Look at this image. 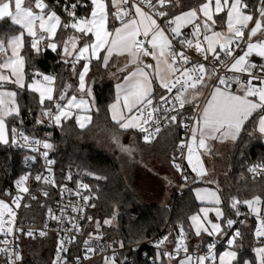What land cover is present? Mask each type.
<instances>
[{
  "label": "snow or ice",
  "instance_id": "obj_1",
  "mask_svg": "<svg viewBox=\"0 0 264 264\" xmlns=\"http://www.w3.org/2000/svg\"><path fill=\"white\" fill-rule=\"evenodd\" d=\"M173 2L174 0H155V2L153 0H90V15L77 17L75 10L80 3V0H77V3L65 5L64 11L70 19L64 22L44 0H32L30 6L28 0H0V21L7 19L12 25L20 26L22 29L19 34L12 35L6 41L0 40V54H4V58L0 60V143L19 145L21 140L23 141L22 146H27L29 143H42L39 140L30 141L29 137L15 126L9 127L8 120L10 118L18 120L21 124L23 120L20 119L21 105L17 102V91L5 90L6 84L10 83L17 89H28L38 93V102L41 106L50 102L53 107H42L41 115L48 117L57 126H62L63 121L72 119L74 109L90 111L89 103L83 96L79 99L76 95L68 97V90L72 88L70 84L64 85L59 95L54 96L55 89L50 86L56 80L53 75L34 72L32 82L25 83L23 71L25 57L20 54L24 48L25 33L31 38L30 48L36 55H40L46 49L57 51L58 47H62L64 63H70L73 71L81 60L90 63L91 59L95 58L102 60L104 66L107 67L114 54L127 53L131 58L129 63L136 65V68L124 77L123 84L116 85V101L109 105L112 120L120 129H139L145 133L144 141L151 143L161 132V117L157 114L168 113L164 117L168 124L179 123L180 126L190 130V141L181 140L178 148L181 150L187 148L188 164L198 176L206 175L207 170L203 167L199 155H196L195 162L193 156L197 149L207 150L209 139L230 138L235 140L245 122L253 118L254 114L258 115V131L264 133V40L253 41V37H256L258 33L264 34V0H260L256 17L246 11L249 6L244 3V0H204L198 9L191 8L168 19L169 13L163 9ZM175 2L178 3L179 0H175ZM110 6L115 9L111 13L109 12ZM145 7L150 11H145ZM34 9L39 11H34ZM221 13L225 15L226 30L215 31V17ZM110 16L119 22V26L111 30L109 29ZM201 16L203 20L197 22L201 20ZM157 18L163 19L168 27H161ZM250 24L251 27H249ZM189 25L191 34L185 36L182 29ZM61 28L75 30L84 38H88L91 34L95 39L91 43H85L78 47L79 37L70 36L62 45H58L54 41L58 29ZM174 40L181 46V50H176L173 44ZM241 43L245 44V49L242 50L241 55L237 56L236 50L241 48ZM9 49L11 56L7 55ZM188 49H194L196 53L203 56L205 61L211 55L219 68H226L234 75H217L219 68H214L209 72L204 64L187 67L191 64V58L186 54ZM101 51L104 52L103 56L100 55ZM253 54L261 58L260 63L249 59ZM68 57H72L71 61L67 59ZM143 57H151L156 61L155 66L143 63ZM225 57L230 63L226 62ZM89 63H84L82 70L78 73L77 90L91 97V88H87L85 82ZM148 69H153V71L149 72ZM241 75L246 79H241ZM213 78L217 83L213 86L210 99L201 109L198 104V98L202 95L201 90L207 87L206 80L211 81ZM154 80L158 81L159 87L166 90L168 94H172L171 99L169 96L161 95L159 99L162 104L154 105ZM234 84L238 86L235 89L233 88ZM173 89H176L175 94H173ZM63 101L66 103H62ZM169 103H171V107H163L164 104ZM186 105H190L194 109V115L191 118H185L191 119V124H185L183 120L178 121V115ZM171 113H176V115ZM75 119L81 129L91 123L90 115H76ZM37 123H43V120L38 119ZM111 135L114 142L123 151H130L120 144L117 136ZM43 147L51 149L53 145L44 141ZM43 155L47 157L48 153L44 152ZM48 163L52 164L54 161H48ZM174 166L178 171L181 170L179 164L174 163ZM261 170H264V165H256L249 169L257 174ZM28 178V175H23L15 181L17 195L12 197L10 203L0 199V233L5 237L14 235L15 232H24L22 228L15 227L16 211L13 205L18 209L23 194H31L26 186ZM184 178L187 179V176ZM35 179L37 181L43 179L46 183H55L49 177L40 175H37ZM69 179H71L70 176ZM81 187L88 188L87 185ZM64 191L70 192L71 190L62 188V194ZM76 194L79 195V192ZM196 194L201 201L208 200L215 205L221 204L220 197L215 191L197 189ZM5 195L11 194L6 192ZM44 195L47 196L48 193L45 192ZM32 198L35 199V197ZM82 199L87 202L90 197L83 196ZM241 204L246 205L256 215L258 225L255 229V237L258 240L264 238V217L261 216V210L257 207L264 204V197L254 195L251 199L245 200L232 198L231 207L236 210L237 216L242 215L238 209V205ZM92 206L94 207V205ZM82 210L73 206V211ZM209 211L208 208H202L200 210L202 216L196 214L189 218L195 228V235L200 236L202 233L208 236L227 235L225 228L231 229L236 221L225 218L223 210L215 207L211 209L215 212L216 217V222H213L208 218ZM51 212L52 210L49 209L50 215ZM51 218L60 219L56 216H51ZM88 219L91 220L92 217H88ZM110 222L109 220L104 221L106 224ZM73 227L76 231L80 230L76 224ZM97 227H99L98 222ZM25 234L29 237L34 235L31 229ZM39 235L45 236L47 233L40 231ZM240 236L239 229L229 236L227 240L229 249L236 245L237 238ZM16 238L19 239V237ZM74 239L75 237H72L68 242L71 243ZM165 241H167V237L158 241L157 246L163 245ZM10 243L11 241L7 239L0 241V244L4 245L0 247V253L7 257L6 264H21L22 254L16 248L9 247ZM84 243L86 247L84 259H90L88 253L94 252V249L88 247V241ZM64 245L65 240L61 239L52 264H64L66 257L61 256V253L67 251ZM121 247H123V242H121ZM215 247V242L208 244L207 255L189 254L185 233L181 226V235L175 248V256H179L181 251L185 253L184 257L179 260V264L215 262L217 260ZM254 251L257 264H264V246L257 247ZM162 255L167 256L170 260L175 258L171 252H163ZM111 264H115L114 258ZM219 264H241L238 252L235 250L224 251L219 255ZM242 264H252V262L244 260Z\"/></svg>",
  "mask_w": 264,
  "mask_h": 264
},
{
  "label": "trees",
  "instance_id": "obj_2",
  "mask_svg": "<svg viewBox=\"0 0 264 264\" xmlns=\"http://www.w3.org/2000/svg\"><path fill=\"white\" fill-rule=\"evenodd\" d=\"M59 1L45 0L46 4L61 16V8L57 5ZM82 1L84 6L78 8L76 13L86 16L90 5ZM179 1V6L174 0L171 5L163 9L169 13L168 17L178 14L181 10L198 7L204 0ZM244 3L249 6L246 11L252 12L256 0H244ZM17 30L18 28L9 20L0 21V38L5 39ZM62 32V28L58 29L57 38L61 39ZM30 43V38L25 37L24 48L21 50V54L25 57L23 68L25 83L27 84L32 79L34 72H40L56 74L57 88L63 86L65 80L71 76V69L65 70L63 66L56 64V57L51 49L36 55L31 50ZM107 67L103 68L101 60L96 59L90 64V81L93 83L91 123L86 128L80 129L72 118L63 121L62 126H54L50 129L46 139L53 145L49 149V157L54 161L55 183L42 186H48L52 194L67 173L71 175L73 181L82 180L87 184L88 192L94 202V207L88 209L92 217L91 224L99 223V227H90L88 230L107 237L115 243L123 242L118 264H163L164 260L157 255L156 249L150 246L149 242L163 235L164 237L170 236L172 245H175L177 238L181 235V226H183L189 251L206 248L213 239L204 236L196 238L188 223V216L194 213L199 206L193 196L194 186L206 183L216 187L221 195L227 219L234 217V209L231 207L232 198L245 200L251 199L254 195L264 197V178H252L247 173L249 162L264 163V140L262 134L256 129L258 115L254 114L253 118L245 122L233 143L222 145L224 153L222 150L212 156L215 166L221 168L214 177L202 181L196 179V174L193 175L189 181L180 185L167 205L143 203L125 179L124 159L120 156L127 158L128 153L119 149V154H113L103 149L102 146L105 145L102 140L103 134L112 139L111 134L123 136L129 133L135 137L139 145L145 148L154 143L162 154L170 158L173 167V147L178 137V126L166 128L151 143L143 142L137 130L120 129L109 115L108 107L114 98L115 81L106 79ZM9 86L17 91V102L21 105L20 119L23 120L21 124L18 120L10 118L9 127L19 124L25 126L30 133L38 132L40 127L37 120L42 117V107H49L50 102L41 106L34 92L28 89H17L14 85ZM29 159L28 152L14 148L11 143L0 144V196L9 199L4 190L12 187L23 174L24 162ZM37 205L38 202H34V206L24 213L40 215L42 209ZM113 217H115V224L104 223L105 220H111ZM254 228L255 219L252 216H247L239 226L241 236L237 238L233 248L238 252L241 263L245 258L252 259L253 248L264 243V239L255 238ZM226 231L227 235L232 232L231 229H226ZM225 239L215 241V250L224 247ZM44 242L37 241L28 245L26 249L28 264H48L47 251L42 247ZM133 246L136 248L133 249ZM93 264L100 263L94 262Z\"/></svg>",
  "mask_w": 264,
  "mask_h": 264
},
{
  "label": "built area",
  "instance_id": "obj_3",
  "mask_svg": "<svg viewBox=\"0 0 264 264\" xmlns=\"http://www.w3.org/2000/svg\"><path fill=\"white\" fill-rule=\"evenodd\" d=\"M155 2V0H153ZM72 3H77V0H60L57 5L61 8V20L64 22L69 21V16L64 11L65 5H71ZM84 2L80 0V3L78 4L75 11H77L78 8L83 7ZM260 6V0H256V5L254 9L252 10V14L254 17L258 14L257 9ZM71 10V9H69ZM146 11H150L147 7H145ZM77 17H80L81 15H78L76 13ZM203 18L201 17V22ZM158 23H160L161 27L167 28L168 25L165 24L164 21H161L160 18H157ZM116 24H119V22L115 21ZM75 30H64L62 32V37L60 39V42L58 45H62L63 42L70 36H72V33ZM182 32L185 36H190L191 34V26H187L182 29ZM247 35V33H246ZM169 37L171 38V34L169 33ZM173 44L175 45V48L177 51L181 50V46L176 43V41H173ZM245 49V44L241 43V48L236 50V55L239 56L242 54V50ZM48 49L42 51L41 54L45 53ZM54 56L56 57V64L63 66V68L71 69L70 63H64V53L63 48L58 47L57 51H52ZM186 54L191 58V64L187 65V67H191L194 64H204L205 67L209 70V72L212 71L214 68H219V65L213 60L212 56L209 55L207 61L204 60L203 56L196 53L194 49H188L186 50ZM227 63H230L228 59L224 58ZM250 60L260 63L261 58L253 54L250 58ZM56 77V74H53ZM217 75H227L232 76L234 73L227 71L226 68H219V71L217 72ZM241 79H246L245 76L241 75ZM207 87L203 88L202 95L198 98V104L201 108L202 102L208 92V90L214 86L217 81L215 78H213L211 81H207ZM237 85H233V88H237ZM63 86L56 88L54 92V96H58L60 91L62 90ZM176 89H173V94H175ZM166 95L169 96V99H171L172 94H168L166 90L163 89V91L155 96L153 98L154 105L162 104L160 101V96ZM69 96V92H68ZM62 103H66V101H63ZM49 107H53L50 103ZM47 107V108H49ZM164 108L171 107V103L164 104ZM53 111L55 109L53 108ZM173 115H176V113H171ZM161 117V132L165 130L168 127L171 126H178V137L173 147V169L177 174V187L176 191H178L180 185L183 182L189 181L193 175L196 174V172L192 171L191 166L188 164V150L187 148L179 149L178 145L181 140L190 141V130L187 128H184L180 126L179 123L177 124H168L167 121L164 119L168 113L161 112L158 113ZM194 115V109L190 105H186L184 109L181 110L180 115H178V121L183 120L185 124H191V119H185L191 118ZM43 120V123H39V131L30 133L28 132V129L19 124H13L12 126L17 127L18 129L22 130L26 136L29 137L30 141L39 140L42 143L41 144H35V143H29L27 146H22L23 141H20L19 145L11 144L14 148L26 151L30 154V159L24 162V168L25 171L23 172V175H28V180L26 181V186L29 188L30 195L29 194H23V199L20 201V207L18 209L15 208L13 205V208L16 211V228H22L24 232H15L14 235H9L5 237L4 234L0 233V241H3L5 239L11 241L9 247L16 248L17 251H19L22 256L23 260L21 264H28L26 262V249L29 244L32 242L39 241L40 243H44L42 247L47 251L49 260L48 264H52V261L56 258L57 254V246L61 239L65 240L64 247L67 248L66 252L61 253V256L66 257V260L64 261V264H93L94 262H101L103 259H107L109 261H112V259H115V264H118L119 260V253L122 250L123 247H121L120 243H115L113 240L104 237L102 235L95 234L89 230L86 229V222L89 221V213L88 209L92 208L94 205V202L92 201V197L88 192V188L85 189L81 187L82 185H87L82 180H76L73 181L72 177L69 173H67L60 184L55 187L54 192H50V189L48 186H42V185H50L53 183H46L43 179L40 181H37L35 177L37 175H40L41 177H49L50 180L55 181V175L53 172V165L49 164L48 161H53L49 157V149H45L43 147V142L47 141L46 137L49 134L50 129H52L54 126H57L53 121H51L48 117L42 116L40 118ZM11 126V127H12ZM147 127V126H145ZM137 132L139 133L141 139L144 141L143 137L145 133H142L137 129ZM160 132V133H161ZM159 133V134H160ZM158 134V135H159ZM157 135V136H158ZM156 136V138H157ZM155 138V139H156ZM153 139L152 141H154ZM203 149H197V152L195 154H201ZM44 152H47L48 155L45 157L43 155ZM194 154V155H195ZM175 164H179L181 166V170L178 171ZM256 165H264L261 161H254L249 162L247 164V173L252 177H263L264 178V170H261L259 174L253 173L249 171L250 168L255 167ZM50 169V171H49ZM20 176V177H21ZM69 176L71 179H69ZM187 176V179L184 177ZM19 177V178H20ZM18 178V179H19ZM17 179V180H18ZM62 188H66L69 191H64L63 194L61 192ZM10 193L11 195H7L9 197L8 201L11 202L12 197L17 195V188L15 186V182L12 187H7L4 190V193ZM47 192L48 195L45 196L44 193ZM79 192V195L76 193ZM83 196H89L90 200L85 202L83 201ZM32 197H35L33 199ZM34 202H38L37 207L42 209V212L40 215L34 213H24L26 210H30L31 207L34 206ZM27 205V206H25ZM73 206H76L77 208L83 209L82 211H73ZM261 210V216L264 217V204L258 206ZM49 209L52 210L51 215L49 214ZM239 212L242 213V215L237 216L236 210L234 209V217L230 218L236 221V223L231 228L233 234L236 229H239V226L241 224V221H243L247 216H250V212L247 209L246 205H238ZM63 210V211H62ZM51 216L59 217L60 219H53ZM74 218V219H70ZM76 224L79 226V231H76V229L73 227V225ZM33 230V237L27 236L25 233L28 230ZM40 231H45L47 235L40 236ZM16 237H19L17 239ZM72 237H75V239L69 243L68 240H71ZM163 235H159L155 237L151 242H149V245L152 246L154 249H156L157 254L160 258L164 260L163 264L165 263L166 259H169L167 256L162 255L163 252H171L175 256V250L170 249L166 244L157 246V242L163 239ZM85 241H88V247H91L94 249V252L88 253V256L90 259H84L86 247H85ZM215 242L214 240L209 242L208 244H211ZM216 244V242H215ZM226 244V241H225ZM3 244H0V247H3ZM133 249L136 248V246L132 247ZM208 248H204L202 250H196L189 252V254L193 255H207ZM185 253L183 251L180 252L179 256H175L176 258L184 256ZM47 257V256H46ZM79 258V260H77ZM7 257L0 253V264H6ZM153 262V261H152Z\"/></svg>",
  "mask_w": 264,
  "mask_h": 264
},
{
  "label": "crops",
  "instance_id": "obj_4",
  "mask_svg": "<svg viewBox=\"0 0 264 264\" xmlns=\"http://www.w3.org/2000/svg\"><path fill=\"white\" fill-rule=\"evenodd\" d=\"M85 2H87L89 5H90V10H89V13L85 16V15H81L80 17H87V16H89L90 15V12H91V4H90V0H84ZM44 2H45V0H44ZM46 3V2H45ZM32 4V0H28V5L30 6ZM158 7V6H157ZM115 9H113V8H111V6L109 7V12L111 13L112 11H114ZM34 11H39L38 9H34ZM146 11V10H145ZM58 14V13H57ZM59 15V14H58ZM177 15V14H176ZM60 16V15H59ZM175 16V15H174ZM61 17V16H60ZM173 17V16H172ZM172 17H168V19H171ZM110 23H109V29L111 30L112 28H114V27H118L119 26V24H116V22H115V20H113L112 18H111V16H110ZM10 22V21H9ZM14 26H16L17 28H18V30L15 32V33H13V34H11V35H9L7 38H9V37H11L12 35H16V34H19V32L22 30L21 28H20V26H17V25H14ZM173 27H174V25H172ZM214 30L215 31H224V29H222L221 30V28L220 29H217L216 27L214 28ZM72 36H78L79 37V43H78V47H80V46H83V44H85V43H91L92 42V40H94L95 38H94V36H92L91 34H89V37L88 38H84L81 34H79V33H77L76 31H74L73 33H72ZM25 37H28L27 36V34L25 33ZM7 38H5V39H3V40H5L6 41V39ZM28 38H30V37H28ZM30 40H31V38H30ZM25 41V40H24ZM54 42H56L57 44H59V42H60V39L59 38H57L56 37V39H55V41ZM9 51V50H8ZM21 54V53H20ZM22 55V54H21ZM100 55L101 56H103L104 55V52L103 51H101V53H100ZM69 61H71V59H72V57H68L67 58ZM130 56L127 54V53H125V54H114L112 57H111V59H110V61H109V63H108V71H107V74H106V79H109V80H114L115 81V83L117 82V81H121L122 79H124V77L128 74V73H130V72H132V71H134L135 70V68H136V65H133V64H130L129 63V61H130ZM92 60H95V58H92L91 59V61ZM142 60H143V63H147V64H152V65H154L155 66V64H156V61L155 60H153L151 57H143L142 58ZM91 61H90V63L88 62V61H86V60H81L77 65H76V69H75V71H73V69H72V67H71V73H70V75L71 76H69L66 80H65V83H64V85H66V84H70V85H72V88H70L69 90H68V92H69V98L72 96V95H76L77 96V98L79 99L81 96H83V98L85 99V100H87L88 101V103H89V108H90V111H83V110H77V109H74L73 110V119H74V121H75V124H76V126L79 128V126H78V124H77V122H76V119H75V116L76 115H90L91 116V111H92V108H93V83L90 81V79H91V77H90V64H91ZM84 63H89V71H88V73L86 74V76H85V82H86V87L87 88H91V91H92V96L91 97H89L86 93H80L77 89H78V85H79V79H78V73L82 70V66H83V64ZM101 66L103 67V68H105V66H104V64H103V62H102V60H101ZM23 71H24V69H23ZM147 71H149V72H152L153 71V69H148ZM43 74H45V75H52V74H46V73H43ZM165 75H167V73H164ZM54 76V75H53ZM32 82V79L28 82V83H31ZM27 83V84H28ZM63 85V86H64ZM51 87H53L55 90H56V88H57V82H56V80H55V82H54V84L53 85H50ZM114 86H115V84H114ZM153 88H154V90H155V95H154V97L155 96H157L158 94H160L162 91H163V89L161 88V87H159V83H158V81H155L154 80V82H153ZM115 89V88H114ZM212 89H213V86L208 90V92H207V94H206V96H205V98H204V100H203V102H202V105H201V109L205 106V104L207 103V100L208 99H210V95H211V92H212ZM31 91V90H30ZM33 92V91H32ZM55 92V91H54ZM35 93V92H34ZM37 96H38V99H39V94L38 93H35ZM54 94V93H53ZM113 103V101L110 103V105ZM108 109H109V107H108ZM109 115L111 116V111L109 110ZM111 118V117H110ZM257 121H258V119H257ZM89 125V124H88ZM81 129V128H80ZM256 129L258 130V126H257V123H256ZM241 132V131H240ZM262 134V136H263V140H264V133H261ZM236 140V139H235ZM235 140H232V139H209L208 141H207V150H205V149H203V151L201 152V154L199 155V154H195L194 156H193V160H194V162H195V158H196V155H199V157H200V159H201V161H202V164H203V167L207 170V174L206 175H204V176H198L197 175V173H196V175H195V177H196V179L197 180H202V181H206L208 178H210L211 177V172H210V166H211V164L213 163V159H212V156L213 155H217V152H220V151H222L223 150V147L224 146H222V145H224V144H227V143H233ZM197 189H208V190H210V191H215V192H217V194H218V196L220 197V200H221V204H219V205H215V204H213V203H211L210 201H208V200H205V201H201L198 197H197V194H196V190ZM192 192H193V196H194V198H195V200H196V202L199 204V206H198V209L194 212V213H192V214H190L189 216H188V223H189V225H190V228H191V231L193 232V234L195 235V228L192 226V222H191V220L189 219L191 216H193V215H196V214H199V215H203L201 212H200V210L202 209V208H208V209H210V211H209V215H208V218L210 219V220H212L213 222H216V217H215V212L214 211H211V209H214L215 207H219V208H221L222 210H223V212H224V215H225V211H224V208H223V205H222V198H221V195H220V193H219V191H218V189L216 188V187H214V186H212V185H209V184H206V183H202V184H199V185H196V186H194L193 187V189H192ZM247 209H248V211L250 212V216H252V217H254V219H255V228H254V233H255V229H256V227H257V225H258V220H257V218H256V215L247 207ZM228 219H230V218H228ZM226 229L227 228H225V232H227L226 231ZM232 234H230V235H224V236H217V235H214V236H208L207 234H204V233H202L200 236H196L195 235V237L196 238H199V237H202V236H204V237H209V238H212L214 241H216V240H218V239H225L226 240V244H224V247L223 248H221V249H219V250H215V253H216V256H217V260L215 261V262H212V261H207L206 262V264H219V255L221 254V253H223L224 251H226V250H235L234 248H232V249H229V246H228V244H227V240H228V238H229V236H231ZM255 236V235H254ZM167 237V241H165V244H166V246H168L170 249H173V250H175V248H176V245H177V243L179 242V238H177V242H176V244L175 245H172V242H171V239H170V236H166ZM256 238V237H255ZM262 239H264V238H262ZM208 245V244H207ZM260 246H264V243H262V244H259V245H257V246H255L254 248H253V258L252 259H250V258H245V259H243V261L244 260H248V261H251L252 262V264H257V260H256V253H255V251H254V249L255 248H257V247H260ZM207 247V246H206ZM189 251V250H188ZM193 251H196V250H193ZM236 251V250H235ZM189 252H192V251H189ZM208 254V253H207ZM184 256H182V257H178V258H174V259H166L165 260V263H167V264H179V260L180 259H182ZM242 264V263H241Z\"/></svg>",
  "mask_w": 264,
  "mask_h": 264
},
{
  "label": "rangeland",
  "instance_id": "obj_5",
  "mask_svg": "<svg viewBox=\"0 0 264 264\" xmlns=\"http://www.w3.org/2000/svg\"><path fill=\"white\" fill-rule=\"evenodd\" d=\"M179 2L178 3L175 2V4L179 6ZM195 8L198 9L199 6ZM188 10L189 9L181 10L178 14H180L181 12H186ZM250 13L252 14V12ZM256 16H258V14ZM215 19H216V24L214 28L216 27L217 29L221 28V30L222 29L226 30L224 23L225 15L221 13L219 16H216ZM251 26L252 25L250 24L249 27ZM0 40L3 39L0 38ZM258 40H264V34L258 33L256 37H253L254 42ZM7 55L11 56L10 49L7 52ZM3 58H4V54H0V60H2ZM124 82H125L124 79H122L121 81H117L115 83L113 103H115L116 101V85L123 84ZM9 85H13V84L10 83L6 84L5 90L15 91ZM132 130H137V129H132ZM117 137L120 140V144L130 150V151H126L128 153L127 158L123 156L120 157L124 159L123 168H124L126 182L132 188L135 194L138 196L140 201L143 203H157L159 205L169 204L172 197L174 196L177 187L176 172L174 171L170 163V158H168L166 154L165 155L162 154L158 149V146L154 143L152 146L146 148L142 145H139L138 142L135 141L134 139L135 137H133L132 134L128 133L123 136L117 135ZM102 140L103 143H105V145L102 146L103 149L109 151L110 153L117 154L118 150L121 149V147L118 146L113 139L109 138L108 136H105L104 134ZM219 169L221 168L216 167L213 162L210 166L211 177H214L218 173ZM0 199H4L6 202H9L5 197L0 196ZM89 217H91L90 214ZM109 221L111 222L108 224H115V217H113ZM96 223L97 222H95V224ZM95 224L94 223L91 224V220H89L88 223H86V229L88 230V228L90 227L96 228L97 224L96 225ZM106 261H108V264H111V261L107 259H103L100 262V264H106Z\"/></svg>",
  "mask_w": 264,
  "mask_h": 264
},
{
  "label": "water",
  "instance_id": "obj_6",
  "mask_svg": "<svg viewBox=\"0 0 264 264\" xmlns=\"http://www.w3.org/2000/svg\"><path fill=\"white\" fill-rule=\"evenodd\" d=\"M1 145H5V144H2V143H0Z\"/></svg>",
  "mask_w": 264,
  "mask_h": 264
}]
</instances>
